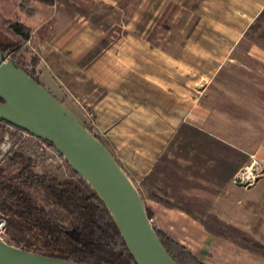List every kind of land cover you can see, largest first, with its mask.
Masks as SVG:
<instances>
[{"label": "crops", "instance_id": "obj_1", "mask_svg": "<svg viewBox=\"0 0 264 264\" xmlns=\"http://www.w3.org/2000/svg\"><path fill=\"white\" fill-rule=\"evenodd\" d=\"M90 1L131 12L134 22L147 13L163 27L126 30L124 41L109 44L118 50V60L91 66L86 54L103 38L94 41L90 30L63 41L55 38L51 27L56 17L48 14L58 0L52 6L29 0L32 16L22 20L34 24L45 43L50 41L52 68L76 69L85 62L97 70L116 69L96 81L116 95L114 113L107 102L99 104V113L118 116L108 132L114 134L109 143L118 164L138 189L157 230L203 262L222 264L217 259L222 248L236 247L209 234L187 212L221 214V202L247 196V211L264 222V175L250 188L236 183L249 157L264 162V47L242 44L264 14V0Z\"/></svg>", "mask_w": 264, "mask_h": 264}, {"label": "trees", "instance_id": "obj_2", "mask_svg": "<svg viewBox=\"0 0 264 264\" xmlns=\"http://www.w3.org/2000/svg\"><path fill=\"white\" fill-rule=\"evenodd\" d=\"M34 1L46 6L56 2ZM21 15L32 16L29 0H4L0 8V53L62 103L42 82L39 58L25 49L33 27L21 20ZM84 125L105 146L93 130L86 123ZM8 126L17 134L23 133L0 121V135ZM65 165L71 176L59 178L38 174L32 159L20 148L12 150L6 157L5 165L0 166V210L7 220L6 242L25 252L78 264H136L98 196L67 162ZM146 213L151 220V214L147 210ZM187 214L201 221L209 234L258 254L257 248L261 245L257 240L214 213L188 211ZM154 230L177 264H207L187 247L155 227Z\"/></svg>", "mask_w": 264, "mask_h": 264}, {"label": "rangeland", "instance_id": "obj_3", "mask_svg": "<svg viewBox=\"0 0 264 264\" xmlns=\"http://www.w3.org/2000/svg\"><path fill=\"white\" fill-rule=\"evenodd\" d=\"M55 11H51L48 15H53L55 18L51 27L52 34L55 38L67 39L73 34H79L82 31L90 30L92 32L94 41L98 42L101 38L103 41H99V46H96L89 54H86L85 60H104L110 62V60H118L117 49L109 45L110 43H118V40L124 41L126 39L125 31L131 28H149L156 27L162 28L163 22L159 19L153 22L148 19V14L143 13V17L137 19L135 22L131 20V12L114 11L106 5L95 4L90 0H58ZM2 2L0 0V8ZM190 8L193 6H189ZM111 9V10H110ZM54 13H57V15ZM158 17L162 13V5L158 7ZM49 17V16H48ZM20 19H25L22 15ZM57 20V21H56ZM34 24H32L33 26ZM34 31V29H33ZM120 35V37L118 36ZM78 39V36L74 37ZM49 40V39H48ZM40 39L37 33H32L31 39L26 43L25 49L32 56L39 58L42 74L40 78L46 85L47 89H50L62 103L75 115L79 120L93 130V132L103 141L109 149L110 153L114 156L118 163L116 151L109 143L110 139L114 138V134L108 133L109 129L113 128L111 123L118 116L101 117L99 110V104L105 102L109 103V113H114V103L116 95L113 92H107L105 84L101 83L97 76L109 74L116 71L114 68L93 69L88 64L78 63L81 68H70L64 70H56L52 68L51 56L54 53H50L51 47L49 42ZM245 47L250 44H257L264 47V14L255 23L253 29L248 34L246 40L242 43ZM118 45V44H116ZM48 48V49H47ZM69 49L64 50V54ZM64 56H67L65 54ZM127 54L122 55V59H126ZM239 56V55H238ZM57 58V57H56ZM240 59H243V54H240ZM87 62V61H86ZM52 63V64H51ZM62 72V74L60 73ZM67 72V73H66ZM70 72V73H68ZM96 81V82H94ZM101 83V84H100ZM94 86V91L92 90ZM111 100H108V99ZM107 100V101H106ZM117 109V108H116ZM102 112H105L104 109ZM8 136V142L10 144V150L7 153L8 157L12 150L21 149L22 152L30 157L33 161L34 170L38 174H50L58 176L59 178H69L71 176L70 170L65 164L59 165L56 162H50L47 154L42 152L40 144L32 137H25L23 134H17L10 127H4V132L0 135V143L2 139ZM6 158L3 162L5 165ZM250 174L253 179L260 178L264 175V162L260 161L256 155L249 157V162L244 167L238 177L244 174ZM255 178V179H254ZM263 194V193H262ZM262 194L260 196H262ZM241 200V204L238 203ZM247 196H239L235 200H231V204H219V209L223 212L216 214L219 218L224 220L227 224L234 226L237 230L250 235L257 240L261 247L257 248L258 254L244 250L240 247L226 249L222 248L223 255L217 256L218 261L222 264H264V222L260 218L247 211ZM249 225V227H246ZM221 239V238H220ZM223 240V239H222ZM232 248V247H230ZM230 250V251H229ZM236 250V251H235ZM236 252V254L234 253ZM217 263V262H216ZM208 264V263H207Z\"/></svg>", "mask_w": 264, "mask_h": 264}, {"label": "water", "instance_id": "obj_4", "mask_svg": "<svg viewBox=\"0 0 264 264\" xmlns=\"http://www.w3.org/2000/svg\"><path fill=\"white\" fill-rule=\"evenodd\" d=\"M0 121L50 144L95 192L136 264H177L159 240L144 201L110 151L45 88L0 53ZM238 177L240 186L252 187ZM0 264H78L0 240Z\"/></svg>", "mask_w": 264, "mask_h": 264}, {"label": "built area", "instance_id": "obj_5", "mask_svg": "<svg viewBox=\"0 0 264 264\" xmlns=\"http://www.w3.org/2000/svg\"><path fill=\"white\" fill-rule=\"evenodd\" d=\"M22 134L25 137H28V136L31 137L30 135H28L25 132H23ZM32 138H34V137H32ZM34 139L40 144L39 145L40 146L39 149L42 152H44L45 154H47V156L49 157L48 159H49L50 162H56L59 165L65 164L64 158L60 154H58L53 147L49 146L46 142H43V141H41L39 139H36V138H34ZM9 150H10V144L8 142V136H5L2 139V142L0 143V166L3 164V162H4V160H5L6 156H7V153L9 152ZM240 178L245 183H247V182L248 183H253L252 182L253 177L250 174H246L245 173ZM6 228H7L6 216L0 210V240L4 241V242H6V240H7Z\"/></svg>", "mask_w": 264, "mask_h": 264}]
</instances>
